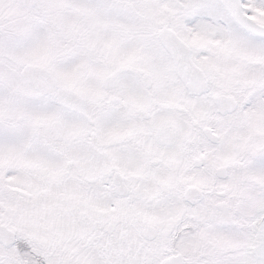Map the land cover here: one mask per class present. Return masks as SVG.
I'll list each match as a JSON object with an SVG mask.
<instances>
[{"label":"snow or ice","instance_id":"1","mask_svg":"<svg viewBox=\"0 0 264 264\" xmlns=\"http://www.w3.org/2000/svg\"><path fill=\"white\" fill-rule=\"evenodd\" d=\"M0 264H264V0H0Z\"/></svg>","mask_w":264,"mask_h":264}]
</instances>
